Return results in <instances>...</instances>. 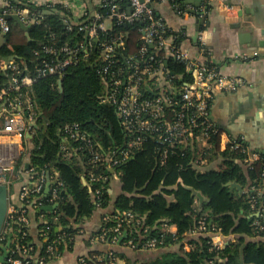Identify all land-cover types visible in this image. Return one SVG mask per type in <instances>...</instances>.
I'll return each mask as SVG.
<instances>
[{
    "label": "trees",
    "instance_id": "trees-1",
    "mask_svg": "<svg viewBox=\"0 0 264 264\" xmlns=\"http://www.w3.org/2000/svg\"><path fill=\"white\" fill-rule=\"evenodd\" d=\"M6 1L7 7L11 9H26L29 18H42L40 24L27 25L26 32L13 21H8L9 32L5 36L7 43L0 50L1 57H16L14 63L20 69V77L35 78L29 92L38 110L37 127L29 139L31 148L20 156L14 171L21 170L27 158L29 167L34 171L32 179L57 173L58 180L62 183L56 209L51 213L42 212L48 220L39 228L42 248L38 252L31 243L28 226L13 225L12 234L5 235L0 240V245L11 241L8 257L35 264V257L49 261L56 252L72 250L81 231L75 225L89 218L96 209H106L111 205L110 181L88 183V173H102L110 177L113 175L112 171L107 165H89L86 151L79 152L76 156L72 153L64 159L61 153V129L67 124H78L80 131L104 154L124 149L129 136L123 131L114 107L101 103L104 89L100 72L105 66L102 62V49L104 44L122 36L124 49L115 46L112 60L113 65H116L112 71L123 69L124 58L136 55L146 23L141 20L120 23L112 19L109 29L98 30L96 38L87 43L85 31H79V20H71L72 13L62 3L47 2L37 6L22 0ZM110 3L118 5L121 11L128 12V0H102L90 12L99 14L102 19L106 18L110 13ZM88 17L84 25H90L94 21L92 15ZM176 34L177 42L182 43V33ZM50 44L57 48L63 45L78 48L75 61L59 75L37 78L36 71L42 66V61L50 62L55 58L45 54L37 57L33 53ZM85 45L87 52L83 50ZM164 54L162 50L156 52L158 56ZM168 66L171 72L183 73L185 81L192 78L174 60L169 59ZM8 83L9 72L0 67V89ZM212 142L216 151L210 156L221 154L228 158V150L223 153L218 151L219 135L213 136ZM78 146L77 143L71 145ZM157 148L155 140L146 139L132 159L114 168L120 180L121 194L113 203V212L103 219L98 237L107 231V241L113 235L108 230L116 226L113 217L128 212L139 218L141 224L134 234L126 227L123 228V232L128 234L127 239L134 237L139 241L138 232L141 236L145 230L146 236L158 237L161 235V223L166 222L177 228L176 235L164 236L166 244L179 243L183 246L187 242L191 245L192 249L188 253L171 256L158 264H264V241L253 238L255 232L251 227V220L247 218L250 209L246 203V194H239L236 189L231 194L228 187V183L235 182L242 191L246 190L249 184L259 180L261 163L255 164L253 169L245 168L244 171L235 161H225L216 170L200 173L189 165L197 157L193 152L170 150L165 163L160 165ZM232 157L237 158L234 154ZM82 177L88 185H83ZM179 180L183 186L178 183ZM194 193H199L204 198V201H198L196 208ZM45 202L46 200L42 203ZM38 210L42 211V208ZM201 217H205L208 229L215 232L213 234L235 236L234 240L222 248H216L211 244L209 235H199L197 239L188 238ZM49 245L53 246V254L47 253ZM24 249L27 251L26 256L23 255ZM83 259L85 264H116L113 258L97 261L88 256ZM125 262L130 264L127 260Z\"/></svg>",
    "mask_w": 264,
    "mask_h": 264
},
{
    "label": "built area",
    "instance_id": "built-area-1",
    "mask_svg": "<svg viewBox=\"0 0 264 264\" xmlns=\"http://www.w3.org/2000/svg\"><path fill=\"white\" fill-rule=\"evenodd\" d=\"M22 1L31 3L30 0ZM153 1L128 0L130 12L126 13L121 11L118 5L110 3L108 5L110 13L103 19L97 13L92 14L90 12L92 9H88L84 4H82V9H71L74 0L64 4V7L72 13L73 19L71 20H79L77 22L80 25L79 31H85L87 43L96 38L98 30L109 29L112 19H116L120 23H131L135 20L146 23L142 29L141 43L136 55L124 58L125 66L123 69L119 68L114 72L112 71L116 65H113L114 61L112 60L115 46L124 49L122 36L104 44L102 49V62L105 63V66L100 72L104 89L101 103L114 107L123 131L129 136L124 149L104 154L80 131L78 124H67L61 129L63 142L61 153L64 159L72 153L76 156L77 153L86 151L89 156V165L92 167L107 165L108 169L112 171L113 175L110 177L102 173L89 172L88 183H108L112 177L117 175L114 168L131 159L146 139L156 141L160 165L165 163L170 150H179L182 153L191 151L197 157L192 159L189 165L197 172H204L207 165L213 160L212 158L219 157L218 154L210 156L216 151L212 137L219 135L210 115L215 94L217 92H234L245 85L241 79L227 76L214 67L201 64L191 59L185 51H182L177 42L178 35L168 31L163 20L156 16L151 7ZM77 10L78 13L74 14V11L77 12ZM12 14L17 15L26 26L40 24L42 21L39 16L29 18L26 9L8 7L0 12V35L6 36L9 32V25L5 16ZM89 15L90 17L92 15L94 21L90 22V25H84L83 23L88 20ZM69 29L71 28L69 27ZM197 40L202 47L205 40L204 33H197ZM79 47L82 46L79 45ZM149 49L151 50L149 51ZM154 49L162 50L165 54L158 56ZM77 50L78 48L67 45L57 48L53 44L44 45L39 51L35 50L34 56L39 57L41 54H45L55 58L50 62L42 61V66L36 71L37 78L61 74L63 69L74 63ZM83 50L88 51L86 45ZM254 55L256 56V54ZM169 59L182 66L184 73L189 72L192 75L190 81L183 79V73L176 74L169 70ZM0 67L3 71L9 72L8 85L0 89V185L7 186L6 176L13 171L15 159L26 151L24 149L27 148L25 134L32 135L37 127L38 110L29 92L35 78L20 77V69L14 60L8 63L0 60ZM110 70L112 72L109 73ZM3 137L13 139L3 141L2 139H5ZM74 143L79 144V146L71 147ZM227 150L231 156L232 154L237 156V158L232 157L235 164L253 169V159L245 147L235 141H229ZM28 173L29 181L22 185L20 190V198L24 207L19 212L7 207L0 240L5 235L12 234L13 225L28 226V209L32 206V197H39L43 194L47 181L52 184L49 185V193L44 199L46 202L39 203L36 209L45 206H55L56 209L58 206V194L62 189V183L58 180L57 173L45 177L41 175L37 179H32L34 171L29 165ZM85 182L88 185L86 180ZM243 192L246 194V203L250 209L247 218L251 220V227L255 232L253 238L264 241V159L261 160L259 180L249 184ZM113 219L116 221V226L108 230L113 235L107 239L112 244L119 243L139 251H152L166 245L164 236L169 234V224L166 222H162L159 227L160 236H146L147 230H145L141 236L138 232L140 239L136 241L134 237L127 239L128 234L123 232V228L126 227L131 234H134L141 224L139 218L125 212L113 217ZM106 233L107 231L99 236L101 241H105ZM124 233H126L125 238L127 240L122 239ZM213 233L215 232L212 229H208L205 217H201L197 220L196 227L189 236L209 235L211 244L216 248H222L229 241L234 240L230 237L228 240H224L218 234ZM185 245L191 248L190 244ZM26 252L24 249V256H26ZM47 253L53 254L52 245L48 246ZM49 261L45 258H38L37 264H47ZM4 264L30 263L7 257ZM79 264H85L84 259H80Z\"/></svg>",
    "mask_w": 264,
    "mask_h": 264
},
{
    "label": "crops",
    "instance_id": "crops-1",
    "mask_svg": "<svg viewBox=\"0 0 264 264\" xmlns=\"http://www.w3.org/2000/svg\"><path fill=\"white\" fill-rule=\"evenodd\" d=\"M35 5H43L46 2H59L63 7L71 0H30ZM77 1V2H76ZM199 1V0H186ZM102 0H74L71 9H82V4L88 9H95ZM200 8L194 9L192 5H184L177 0H154L151 4L157 17H160L167 30L173 33H182L183 42L180 43L182 51H185L191 59L201 64L216 68L219 72L241 79L245 85L234 92L215 94L210 115L211 120L219 131V153H223L229 147V141H235L245 147L253 159V165L261 163L264 159V0H201ZM7 1L0 0V12L7 9ZM129 8V7H128ZM201 13L195 16L191 11ZM74 11V14H77ZM201 20V21H200ZM198 21V22H196ZM108 24V23H106ZM109 27V26H108ZM204 33V44L201 47L197 40V33ZM256 54V56L254 55ZM248 59V60H245ZM3 141L12 140L11 137H3ZM27 139V148H31ZM219 155V154H218ZM132 159V158H131ZM205 171L223 165L225 161H232L224 155L213 157ZM28 160L21 170H15L6 176L8 185V209L13 208L19 212L23 207L20 198L22 185L29 181ZM242 166V165H241ZM245 171V167L242 166ZM17 171V172H16ZM183 186L181 180L178 181ZM47 181L41 196L32 197V206L28 209V229L31 243L38 252L42 246L40 241V226L47 222L45 213L51 211L37 210L36 206L44 201L49 193H45ZM111 205L106 209H96L89 218L76 224L80 228L72 250L56 252L47 264H79V260L92 256L97 261L115 259L116 264H158L162 256L167 260L171 256L180 253H188L187 242L181 246L179 243H169L152 251H139L125 247L122 244H112L109 241H101L98 233L103 219L110 215L114 208L113 203L121 194V184L117 177L110 180ZM200 201L195 197L194 207ZM198 210V208H197ZM177 228L169 224V234L176 235ZM126 233L123 234V236ZM219 235V234H218ZM122 236V237H123ZM224 240L235 236H222ZM197 239L199 237L190 236ZM11 241L0 245V264H4L8 257ZM92 254V255H91ZM5 257V258H4ZM35 257V264H37ZM3 260V261H2Z\"/></svg>",
    "mask_w": 264,
    "mask_h": 264
},
{
    "label": "water",
    "instance_id": "water-1",
    "mask_svg": "<svg viewBox=\"0 0 264 264\" xmlns=\"http://www.w3.org/2000/svg\"><path fill=\"white\" fill-rule=\"evenodd\" d=\"M141 1V0H140ZM183 2L181 4V7L184 6V5H192L194 7V9H199L200 8V5H201V2L199 3V1L195 2V1H186V0H177V2ZM128 12H130V8L127 9ZM192 14H194L195 16H199L201 15V13L193 10L191 11ZM5 19L7 21H13L15 25H18L23 31H27V26L24 25L21 20L19 19V17L17 15H6L5 16ZM201 21V20H200ZM198 22V21H196ZM27 36V34H26ZM7 43V39L5 36H2L0 35V50L6 45ZM16 57L15 56H10V57H1L0 56V60L4 61L5 63H8L10 61H13ZM25 138L27 139H31V135L29 134H25ZM27 168H28V165H27ZM82 183L83 185H86V182L84 180V178L82 177ZM48 187L49 185L47 186L46 185V190H45V193L48 192ZM228 187H229V192L232 194L233 193V190L236 189L238 191L239 194L242 193V189L239 185H237L235 182L233 183H228ZM196 194L197 198L202 201L203 200V197L199 194V193H194ZM7 207H8V188L6 185H0V232L3 228V224H4V221H5V216H6V212H7ZM55 209V206H45V207H42V210L43 211H53ZM209 226H211V222L209 223ZM126 237V235H124L122 237V239H124ZM121 239V240H122ZM5 258V257H4ZM3 261V260H2Z\"/></svg>",
    "mask_w": 264,
    "mask_h": 264
},
{
    "label": "rangeland",
    "instance_id": "rangeland-1",
    "mask_svg": "<svg viewBox=\"0 0 264 264\" xmlns=\"http://www.w3.org/2000/svg\"><path fill=\"white\" fill-rule=\"evenodd\" d=\"M41 132H42V130H40ZM31 147V146H30ZM26 151L28 150V149H30V148H24ZM25 151V152H26ZM22 155V154H21ZM20 158V157H19ZM19 158H17V159H15V162H14V164H13V166H14V168L16 167V165H17V163H18V161H19ZM8 176V175H7ZM165 258L166 257H164V256H162V257H160L159 259H158V262H162L163 260H165Z\"/></svg>",
    "mask_w": 264,
    "mask_h": 264
}]
</instances>
